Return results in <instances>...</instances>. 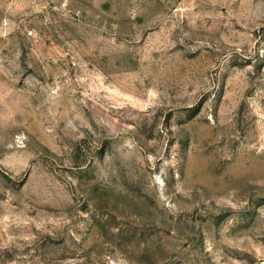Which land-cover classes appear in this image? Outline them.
<instances>
[{"label":"rangeland","instance_id":"374dc122","mask_svg":"<svg viewBox=\"0 0 264 264\" xmlns=\"http://www.w3.org/2000/svg\"><path fill=\"white\" fill-rule=\"evenodd\" d=\"M0 264H264V0H0Z\"/></svg>","mask_w":264,"mask_h":264}]
</instances>
